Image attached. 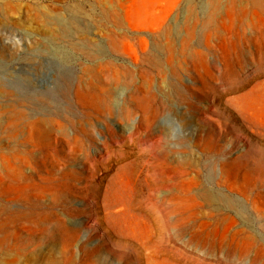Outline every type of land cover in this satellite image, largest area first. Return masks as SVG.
Instances as JSON below:
<instances>
[{
  "label": "rangeland",
  "instance_id": "374dc122",
  "mask_svg": "<svg viewBox=\"0 0 264 264\" xmlns=\"http://www.w3.org/2000/svg\"><path fill=\"white\" fill-rule=\"evenodd\" d=\"M158 263L264 264V0H0V264Z\"/></svg>",
  "mask_w": 264,
  "mask_h": 264
},
{
  "label": "bare ground",
  "instance_id": "6f19581e",
  "mask_svg": "<svg viewBox=\"0 0 264 264\" xmlns=\"http://www.w3.org/2000/svg\"><path fill=\"white\" fill-rule=\"evenodd\" d=\"M94 1V0H93ZM98 1V0H97ZM208 1V0H207ZM210 1V0H209ZM212 1V0H211ZM45 8H46V6H45ZM29 9V8H28ZM35 9H36V7H35ZM38 9V8H37ZM48 9V8H47ZM42 10H44V9H42ZM29 11V10H28ZM30 12V11H29ZM38 12V11H37ZM43 12V11H42ZM41 12V13H42ZM33 13V12H32ZM40 13V12H39ZM38 13V15H40ZM37 14V13H36ZM34 15V14H33ZM43 15V14H42ZM36 16V15H35ZM34 16V17H35ZM36 17H38V16H36ZM42 17V16H41ZM67 26V25H66ZM65 26V27H66ZM70 29V28H69ZM63 30L66 32V30H65V28H63ZM62 30V31H63ZM68 30V29H67ZM79 31H80V29H79ZM79 31H77V32H79ZM68 32V31H67ZM76 33V32H75ZM82 33V32H81ZM63 34H64V32H63ZM77 34H79V33H77ZM87 39V38H86ZM119 41V42H118ZM88 42V41H87ZM92 42V41H91ZM126 42V39L124 38V37H122L121 39H118L117 40V42H115V49H118L119 48V46L120 45H123L124 43ZM125 44H127V42L125 43ZM76 46V45H75ZM77 47V46H76ZM78 48H80V47H78ZM113 48V49H114ZM119 50H120V48H119ZM94 51V50H93ZM93 51H90V52H88V57L89 58H92V59H95L96 58V56H97V54H100L101 53V48L99 49H97V52L95 51V53L93 52ZM103 51V50H102ZM81 52V51H80ZM86 52V51H85ZM102 55V54H101ZM99 56V55H98ZM103 56V55H102ZM104 57V56H103ZM98 58V57H97ZM99 58H101V59H103L102 57H99ZM105 59V58H104ZM90 60V59H89ZM98 60V59H97ZM213 108V107H212ZM210 109V108H209ZM159 110V109H158ZM186 111H187V109H186ZM215 111V110H214ZM217 112V111H216ZM216 112H214V113H216ZM185 113V112H184ZM225 113H228V112H225ZM157 115H158V113H157ZM220 115V114H219ZM228 115V114H227ZM159 116H161V115H159ZM165 118V117H164ZM207 118V117H206ZM210 117H208V119H209ZM161 119H162V117H161ZM183 119H184V117H183ZM212 119V118H211ZM182 120V119H181ZM208 121V120H207ZM184 122V121H183ZM186 122V121H185ZM183 124V123H182ZM181 124V125H182ZM159 126V125H158ZM157 126V127H158ZM164 126V125H163ZM186 125H184V127H185ZM162 128V127H161ZM166 128V127H165ZM158 129V128H157ZM159 130V129H158ZM158 130H157V133H159L158 132ZM165 130V129H164ZM110 131V130H109ZM187 131V130H186ZM155 132V131H154ZM160 133H161V130H160ZM165 133V132H164ZM155 134V133H154ZM162 134V133H161ZM167 134H169V132H167ZM192 134V133H191ZM200 134V133H199ZM190 135V134H189ZM156 137H157V135H156ZM162 136L161 135H159V139L161 138ZM165 137V136H164ZM177 137V136H176ZM176 137H174V139L176 138ZM188 137H190V136H188ZM196 137V136H195ZM197 137H199V136H197ZM114 137H113V133L111 132V134H110V138H109V141H108V143L110 142V143H113V144H116L117 145V142L116 141H114V139H113ZM158 138V137H157ZM171 138V137H170ZM169 138V139H170ZM191 138V137H190ZM192 138H194V137H192ZM105 139V138H104ZM104 139H102V140H104ZM156 139V138H155ZM185 139V138H184ZM183 138H182V140L183 141H186V140H184ZM177 140V139H176ZM179 140V139H178ZM181 140V141H182ZM192 140V139H191ZM195 140V139H194ZM202 140V139H201ZM180 141V142H181ZM177 143H178V141H176ZM191 142V141H190ZM211 142V141H210ZM168 143V142H167ZM183 143V142H182ZM183 144H185V143H183ZM193 144V143H192ZM197 144V143H196ZM209 144V143H208ZM186 145V144H185ZM176 146H177V144H176ZM184 146V145H183ZM188 146V145H187ZM186 146V147H187ZM193 146H194V144H193ZM103 147V146H102ZM105 147V146H104ZM180 149H181V146L179 147ZM105 149H107V151H106V153H108L109 151H108V146L107 147H105ZM104 149V150H105ZM192 150V149H191ZM201 150V149H200ZM188 151V150H187ZM193 151V150H192ZM105 152V151H104ZM180 153H181V151H180ZM187 153V152H186ZM104 155V154H103ZM106 155V154H105ZM108 155V154H107ZM109 155H110V153H109ZM193 155H195V154H193ZM97 156V155H96ZM100 157H101V155H99ZM171 156V155H170ZM172 157V156H171ZM173 157H174V155H173ZM187 157V156H186ZM102 158V157H101ZM101 158H99V159H101ZM185 158V157H184ZM187 158H192L191 156L190 157H187ZM180 159V158H179ZM105 160H106V158H105ZM125 160V159H124ZM191 160V159H190ZM103 161V160H102ZM188 161V160H187ZM192 161V160H191ZM98 162V161H97ZM100 162H101V160H100ZM177 162V161H176ZM192 162H194V161H192ZM189 163H190V161H189ZM198 164V163H197ZM193 165H194V163H193ZM199 165V164H198ZM187 167H188V165H186ZM196 166V165H195ZM194 166V167H195ZM189 168V167H188ZM191 169V168H190ZM92 170V169H91ZM192 171V170H191ZM93 172H94V170H93ZM195 172V171H194ZM96 174V173H95ZM198 175V174H197ZM99 177V176H98ZM92 178V177H91ZM96 180V179H95ZM89 181V180H88ZM98 181V180H97ZM100 183V182H99ZM102 185V184H101ZM104 185V184H103ZM97 204V203H96ZM100 204H98L97 206H99ZM113 205H110L109 203H108V200H107V198H106V196L103 198V204H102V207H103V209L105 210V211H108V210H110V208L112 207ZM114 207V206H113ZM93 208V207H92ZM97 208V207H96ZM99 208H101V207H99ZM98 208V209H99ZM91 211H92V209H91ZM86 212V211H85ZM95 212H97L96 210H95ZM101 212V209H100V211H99V213ZM103 213V212H102ZM101 213V214H102ZM109 213V212H108ZM94 214V213H93ZM100 214V215H101ZM90 215V214H89ZM99 215V216H100ZM86 216V215H85ZM96 216V215H95ZM110 216V215H109ZM102 217V216H101ZM90 218V217H89ZM84 219H87V218H84ZM96 220H98L97 218H95ZM92 222V221H91ZM90 224V223H89ZM94 224V223H93ZM99 224V223H98ZM117 226V225H116ZM115 229H117V228H115ZM122 231V230H121ZM120 231V232H121ZM120 234V233H119ZM130 234V233H129ZM132 234V233H131ZM135 234H137V235H139V233L137 232V233H135ZM142 234H143V232H142ZM134 235V234H133ZM144 235H146V233L144 234ZM144 235H142V239H143V236ZM148 235V234H147ZM130 236H132V235H130ZM133 237V236H132ZM146 237V236H145ZM133 238H135V237H133ZM149 239V238H148ZM147 239V240H148ZM132 240V239H131ZM138 240V239H137ZM131 242V241H130ZM144 242V241H143ZM143 242L142 241H140L139 240V243H141V246H142V244H143ZM148 242V241H147ZM132 243H133V241H132ZM136 243V242H135ZM132 245V244H131ZM140 245V244H139ZM144 245H146V244H144ZM148 246V245H147ZM136 247H138V246H136ZM145 247V246H144ZM149 247H152L150 244H149ZM149 247H148V249H149ZM125 248L126 249H128V250H130L131 252H133L135 255H136V253H135V249H133L131 246H129V245H126L125 246ZM140 249H141V247H140ZM138 250H139V247H138ZM145 250H147L146 248H145ZM137 251V250H136ZM150 251V250H149ZM147 254H148V252H146ZM155 253V252H154ZM156 254V253H155ZM20 255V254H19ZM137 255H138V253H137ZM122 256V255H121ZM120 256V257H121ZM148 256V255H147ZM138 257H139V255H138ZM157 257H158V255H157ZM148 258V257H147ZM153 258V257H152ZM156 259V258H155ZM124 260V259H123ZM129 260V259H128ZM127 260V261H128ZM145 260H146V258H145ZM148 260V259H147ZM139 262V261H138ZM142 262V261H141ZM160 262V261H159ZM18 263V262H17ZM130 263V262H129ZM145 263V262H144ZM159 264V263H158Z\"/></svg>",
  "mask_w": 264,
  "mask_h": 264
}]
</instances>
